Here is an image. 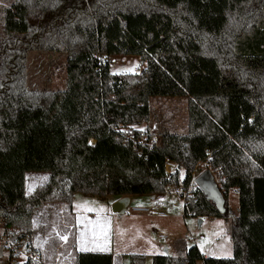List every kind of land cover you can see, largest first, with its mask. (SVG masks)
<instances>
[{"label":"trees","instance_id":"trees-1","mask_svg":"<svg viewBox=\"0 0 264 264\" xmlns=\"http://www.w3.org/2000/svg\"><path fill=\"white\" fill-rule=\"evenodd\" d=\"M2 13L7 236L31 237L33 216L47 203L71 205L77 194L158 196L183 182L186 219L231 218L233 257L207 258L185 239L152 264H264V0H14ZM32 53L66 58L63 89L29 86ZM113 56H138L144 68L112 74ZM176 97L189 100L186 134L154 132L158 142L146 147L124 138L122 130L151 121L150 99ZM202 165L217 176L224 213L194 182ZM29 172L49 174L31 195ZM130 260L144 264L146 256ZM76 264H113V256L79 252Z\"/></svg>","mask_w":264,"mask_h":264},{"label":"rangeland","instance_id":"rangeland-1","mask_svg":"<svg viewBox=\"0 0 264 264\" xmlns=\"http://www.w3.org/2000/svg\"><path fill=\"white\" fill-rule=\"evenodd\" d=\"M12 1L14 0H0V26L3 18L2 10ZM109 63L111 73L118 75L138 74L144 68L138 56H113L109 59ZM66 78L64 56L30 54L28 83L31 88L63 89ZM188 102L187 97L150 99L152 119L144 126L149 127L152 132L168 131L186 134L189 119ZM206 170L205 165L200 166L196 170L194 180ZM185 176L186 173L182 169L181 177L185 178ZM214 176L218 183L217 176L215 174ZM48 177V173H26L27 194H33L37 188L47 182ZM173 189L169 188L166 194L155 196L165 212L164 216L133 212L135 208H153L150 197L146 195L134 196L124 214L113 211L110 206L112 197H92L83 194H77L71 205L54 202L49 204L51 211L44 208L43 211L50 218L52 217L59 231L67 233L72 227L66 249L109 250L115 264H131V255H145L144 264H152L153 256L164 255L165 250L172 255L175 242L188 237L198 239L196 243L187 241V244L189 247L197 246L207 258L231 259L233 257L231 218L189 217L186 219L185 199L176 195ZM230 203L232 210L237 212L239 208L237 193L231 192ZM61 206L64 207L62 210L59 209ZM160 236L166 239H161ZM8 237L4 225L0 223V245L4 243L6 247L3 257L0 258V264H10L12 249L6 241L4 242V239ZM24 252L25 249L22 248L18 257L14 259L15 264H24ZM49 257L51 260L54 259L52 251ZM40 263L43 264L41 259ZM197 264L204 263L200 261Z\"/></svg>","mask_w":264,"mask_h":264},{"label":"crops","instance_id":"crops-1","mask_svg":"<svg viewBox=\"0 0 264 264\" xmlns=\"http://www.w3.org/2000/svg\"><path fill=\"white\" fill-rule=\"evenodd\" d=\"M232 192L237 193L236 191H232ZM133 198L134 196L129 197L130 203ZM118 200L119 199H113L110 203V206H112ZM49 204L52 203L44 204V206L34 214L32 221L33 228L35 231L33 235L32 243L35 249L39 252L41 256L40 259L41 262H43V264H76V255L79 252L110 253L109 250H96L93 248H91V250H79L78 248L71 250L66 249L72 227L68 229L69 231L67 233L59 231L56 223L52 220V217L50 218V216L44 213L43 211V208L49 209V211H51L50 209L51 207H49ZM62 208L64 207L62 206L59 207L60 210H62ZM65 237L66 239H64ZM3 244L4 243L0 245V258L3 257L6 249L5 245ZM50 251H52L53 253L54 256L53 260H51L49 257ZM67 261L68 263H66ZM25 263H26V258L24 260V264ZM113 264H115L114 257H113Z\"/></svg>","mask_w":264,"mask_h":264},{"label":"built area","instance_id":"built-area-1","mask_svg":"<svg viewBox=\"0 0 264 264\" xmlns=\"http://www.w3.org/2000/svg\"><path fill=\"white\" fill-rule=\"evenodd\" d=\"M149 127L147 126H134L132 128L124 129L122 130V134L124 138L128 142H133L141 145L142 147L146 146H151L153 143L158 142V136L156 134H153ZM139 134V136H138ZM92 145L95 144V142H91ZM173 172V168L170 164L166 165V173L168 178H171V174ZM195 177V174H193V178ZM196 179V178H195ZM174 190V193L181 198L186 199L189 195V192H187L184 189L183 182L180 183L178 187H176ZM150 201L153 204V208H135L133 209L134 213H139V214H155L156 216H164L165 212L162 210V206L158 202L155 196L150 197ZM14 235H10L7 239H4L6 241V244L9 245L12 249V255H11V260L10 264H15V258L18 257V253L21 251L22 248L25 249L24 255L26 258V261L32 260V261H40V254L39 252L35 249L32 243V238L30 236L26 238H22L16 243H10V239ZM161 239H166V237L161 236ZM4 241V242H5ZM186 241L194 242L196 243L198 241L197 238L193 237H188Z\"/></svg>","mask_w":264,"mask_h":264},{"label":"water","instance_id":"water-1","mask_svg":"<svg viewBox=\"0 0 264 264\" xmlns=\"http://www.w3.org/2000/svg\"><path fill=\"white\" fill-rule=\"evenodd\" d=\"M196 186L206 195L208 200L213 202L218 210H220L222 213L225 212V200L221 193V190L218 186V183L216 182L215 176L212 173L210 169H207L203 173H201L196 179H195ZM130 205V199L129 197H124L116 201L112 205V209L117 214H124ZM23 238L22 235H14L10 239V243H16L19 240ZM165 255L168 254L167 250H165Z\"/></svg>","mask_w":264,"mask_h":264},{"label":"snow or ice","instance_id":"snow-or-ice-1","mask_svg":"<svg viewBox=\"0 0 264 264\" xmlns=\"http://www.w3.org/2000/svg\"><path fill=\"white\" fill-rule=\"evenodd\" d=\"M64 239H66V237ZM81 250H87V249L82 248ZM101 250H103V249H101Z\"/></svg>","mask_w":264,"mask_h":264}]
</instances>
